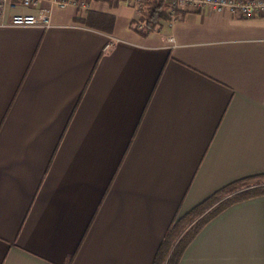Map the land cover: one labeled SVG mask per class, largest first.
Masks as SVG:
<instances>
[{
    "label": "crops",
    "instance_id": "1",
    "mask_svg": "<svg viewBox=\"0 0 264 264\" xmlns=\"http://www.w3.org/2000/svg\"><path fill=\"white\" fill-rule=\"evenodd\" d=\"M137 9L0 26V264H152L175 216L264 173V15L186 8L141 36ZM179 264H264V195L211 219Z\"/></svg>",
    "mask_w": 264,
    "mask_h": 264
},
{
    "label": "trees",
    "instance_id": "2",
    "mask_svg": "<svg viewBox=\"0 0 264 264\" xmlns=\"http://www.w3.org/2000/svg\"><path fill=\"white\" fill-rule=\"evenodd\" d=\"M94 18L93 15H88L82 21L89 25L91 22L103 24L101 27L106 24L105 29L113 20L112 16L100 17L99 21ZM171 18L168 0H145L143 9L136 19L130 20L129 26L145 36L155 31L162 21H170ZM261 195H264V173L240 178L216 190L184 214L175 216L161 240L152 264H179L187 247L211 219L234 203Z\"/></svg>",
    "mask_w": 264,
    "mask_h": 264
},
{
    "label": "built area",
    "instance_id": "3",
    "mask_svg": "<svg viewBox=\"0 0 264 264\" xmlns=\"http://www.w3.org/2000/svg\"><path fill=\"white\" fill-rule=\"evenodd\" d=\"M91 0H0V16L3 17L7 7L14 9L20 5L31 9L29 12H14L6 22L0 20V26L49 28L51 24V8L72 6L78 10L89 7ZM126 1V0H113ZM137 4V12L145 0H133ZM171 20L178 19L177 11L193 8L211 12H227L238 17L251 18L264 15V0H168Z\"/></svg>",
    "mask_w": 264,
    "mask_h": 264
},
{
    "label": "rangeland",
    "instance_id": "4",
    "mask_svg": "<svg viewBox=\"0 0 264 264\" xmlns=\"http://www.w3.org/2000/svg\"><path fill=\"white\" fill-rule=\"evenodd\" d=\"M54 8H57V7H54ZM106 8H109L108 6H106Z\"/></svg>",
    "mask_w": 264,
    "mask_h": 264
}]
</instances>
